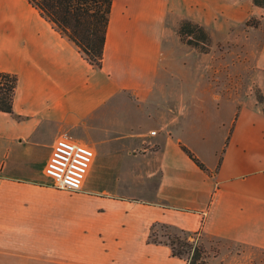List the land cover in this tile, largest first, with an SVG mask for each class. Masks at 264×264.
I'll use <instances>...</instances> for the list:
<instances>
[{
    "label": "crops",
    "instance_id": "0c3cea01",
    "mask_svg": "<svg viewBox=\"0 0 264 264\" xmlns=\"http://www.w3.org/2000/svg\"><path fill=\"white\" fill-rule=\"evenodd\" d=\"M224 9L113 0L99 69L29 0H0V72L18 77L14 112H0V264H186L149 241L157 222L264 264L263 105L236 114L216 166L198 157L205 172L153 103L175 77L171 40L188 47L181 20L211 30ZM256 67L264 73V35ZM75 143L96 152L84 188L56 189L48 163Z\"/></svg>",
    "mask_w": 264,
    "mask_h": 264
},
{
    "label": "rangeland",
    "instance_id": "374dc122",
    "mask_svg": "<svg viewBox=\"0 0 264 264\" xmlns=\"http://www.w3.org/2000/svg\"><path fill=\"white\" fill-rule=\"evenodd\" d=\"M224 2L229 11L224 9L215 16L209 30L214 39L211 53H200L173 38L171 46L179 60L175 58L169 68L175 77L163 74L166 84L153 95L161 119L172 125L182 142L209 168L218 164L236 114L241 109L253 111L258 98L264 97V73L256 67L264 35L260 27L264 8L255 6L253 0ZM174 233L155 229L160 239ZM198 239L207 249L210 264L258 262L255 254L230 255L218 243Z\"/></svg>",
    "mask_w": 264,
    "mask_h": 264
},
{
    "label": "trees",
    "instance_id": "16d2710c",
    "mask_svg": "<svg viewBox=\"0 0 264 264\" xmlns=\"http://www.w3.org/2000/svg\"><path fill=\"white\" fill-rule=\"evenodd\" d=\"M29 2L62 35L77 45L91 65L99 69L103 67L113 0H29ZM253 2L255 6L264 8V0ZM178 34L183 44L203 54L211 53L214 39L202 24L183 19L179 24ZM17 86V75L0 72V112L9 114L14 112ZM257 101L264 108V97H259ZM181 148L198 167L209 172L207 166L187 146L181 145ZM157 227L167 231L173 230L170 225L154 223L149 236L151 243L169 246L172 255L184 260L186 264H210L207 249L198 239L199 233L189 234L183 231L167 234L164 236L165 239H160L155 235Z\"/></svg>",
    "mask_w": 264,
    "mask_h": 264
},
{
    "label": "built area",
    "instance_id": "2783aa9c",
    "mask_svg": "<svg viewBox=\"0 0 264 264\" xmlns=\"http://www.w3.org/2000/svg\"><path fill=\"white\" fill-rule=\"evenodd\" d=\"M96 152L84 143L61 145L51 157L46 174L51 186L65 191L83 190L87 175L93 165Z\"/></svg>",
    "mask_w": 264,
    "mask_h": 264
}]
</instances>
